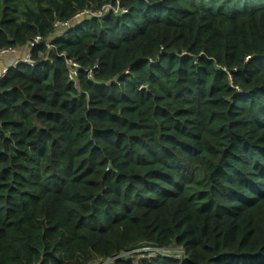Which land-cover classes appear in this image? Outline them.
Listing matches in <instances>:
<instances>
[{
  "label": "trees",
  "instance_id": "obj_1",
  "mask_svg": "<svg viewBox=\"0 0 264 264\" xmlns=\"http://www.w3.org/2000/svg\"><path fill=\"white\" fill-rule=\"evenodd\" d=\"M111 1L0 0V264H264V0Z\"/></svg>",
  "mask_w": 264,
  "mask_h": 264
},
{
  "label": "built area",
  "instance_id": "obj_2",
  "mask_svg": "<svg viewBox=\"0 0 264 264\" xmlns=\"http://www.w3.org/2000/svg\"><path fill=\"white\" fill-rule=\"evenodd\" d=\"M113 1H115V3H113ZM113 1L107 4H104L99 9L86 8L82 11H79L78 13H76V15L71 21H67V22L59 21V20L56 21L55 26L60 31L58 35H61L63 33L62 29L64 27H71L72 25L80 23L81 21L86 20L91 17L106 18L111 12L124 13V14L129 12L127 8L121 5L120 0H113ZM41 40H42L41 37H37L27 47L21 48V49L17 47H8V48L0 49V58L6 57V56L14 57V59L8 61L5 67L0 71V79L7 73V71L10 68L16 67L20 62L32 64L33 62L31 59V49L35 45L39 44ZM48 46L50 47L51 45L48 44ZM67 63L71 67V71L69 75L70 79L74 80L75 77L78 75V68L80 67V65L75 60L69 59V58L67 59ZM95 67H98V65H96ZM90 74L93 75L92 71L90 72Z\"/></svg>",
  "mask_w": 264,
  "mask_h": 264
},
{
  "label": "rangeland",
  "instance_id": "obj_3",
  "mask_svg": "<svg viewBox=\"0 0 264 264\" xmlns=\"http://www.w3.org/2000/svg\"><path fill=\"white\" fill-rule=\"evenodd\" d=\"M157 250H159V249L153 248L151 246H142V247H140L138 249H135L131 253H133V252L138 253V255L135 257V259L139 260V259L144 257L145 252H149L150 255H155ZM161 251L166 252V250H161ZM131 253H129V254H131Z\"/></svg>",
  "mask_w": 264,
  "mask_h": 264
},
{
  "label": "crops",
  "instance_id": "obj_4",
  "mask_svg": "<svg viewBox=\"0 0 264 264\" xmlns=\"http://www.w3.org/2000/svg\"><path fill=\"white\" fill-rule=\"evenodd\" d=\"M12 59H14L13 56H6L3 58H0V71L5 67L6 63Z\"/></svg>",
  "mask_w": 264,
  "mask_h": 264
}]
</instances>
